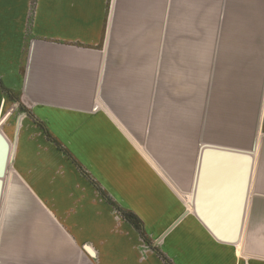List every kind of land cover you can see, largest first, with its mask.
<instances>
[{
  "label": "crops",
  "instance_id": "0c3cea01",
  "mask_svg": "<svg viewBox=\"0 0 264 264\" xmlns=\"http://www.w3.org/2000/svg\"><path fill=\"white\" fill-rule=\"evenodd\" d=\"M0 132V264H264V0H0ZM205 147L252 152L236 244Z\"/></svg>",
  "mask_w": 264,
  "mask_h": 264
},
{
  "label": "water",
  "instance_id": "95a60500",
  "mask_svg": "<svg viewBox=\"0 0 264 264\" xmlns=\"http://www.w3.org/2000/svg\"><path fill=\"white\" fill-rule=\"evenodd\" d=\"M8 151L9 145L0 132L1 156L6 158ZM200 156L197 185L192 198L193 206L190 208L216 240L236 244L241 237L251 183L254 165L252 152L205 147L201 149ZM211 158L216 174V180L211 181L215 187L211 190V202L202 204L204 203L202 197H207L209 194L205 190L207 181L204 174L212 165L209 163ZM0 160L2 161L3 158ZM215 182L227 184L226 188H219Z\"/></svg>",
  "mask_w": 264,
  "mask_h": 264
},
{
  "label": "trees",
  "instance_id": "16d2710c",
  "mask_svg": "<svg viewBox=\"0 0 264 264\" xmlns=\"http://www.w3.org/2000/svg\"><path fill=\"white\" fill-rule=\"evenodd\" d=\"M5 91H6V90H5ZM20 109L23 110L24 108H23L22 106H20ZM117 211L120 212L121 216H122L124 219L128 220L129 222H131L133 225H135V227H136L138 230L141 231L140 223H139V221H138L133 215L128 214V213L121 212L120 210H118V208H117ZM141 236H142V238L144 239V241H145L147 244H149V242H148V241L145 239V237L143 236L142 232H141ZM153 250H155V249L153 248ZM160 257L166 262V259H165L162 255H160ZM167 263H168V262H167Z\"/></svg>",
  "mask_w": 264,
  "mask_h": 264
},
{
  "label": "rangeland",
  "instance_id": "374dc122",
  "mask_svg": "<svg viewBox=\"0 0 264 264\" xmlns=\"http://www.w3.org/2000/svg\"><path fill=\"white\" fill-rule=\"evenodd\" d=\"M10 153V152H9ZM10 155V154H9ZM10 160V159H9ZM252 172H253V169H252ZM3 178V177H2ZM251 179H252V176H251ZM0 205H1V199H0Z\"/></svg>",
  "mask_w": 264,
  "mask_h": 264
}]
</instances>
